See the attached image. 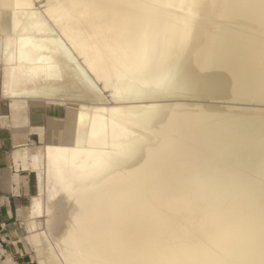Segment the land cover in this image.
<instances>
[{
  "label": "rangeland",
  "instance_id": "374dc122",
  "mask_svg": "<svg viewBox=\"0 0 264 264\" xmlns=\"http://www.w3.org/2000/svg\"><path fill=\"white\" fill-rule=\"evenodd\" d=\"M2 1L5 0L0 1V18L4 16L0 19L2 43L10 35H6L10 24L16 25L15 17H20L24 11L35 10L40 15L42 12L44 23H52L48 13L43 12L46 11L48 0ZM94 17L84 21L86 27L102 19ZM117 19L105 18L110 23H115ZM24 22L28 24V21ZM200 23L201 26L214 28L211 21L202 20ZM12 26L11 34H16L18 29ZM191 45L194 46V42ZM182 55L178 66L166 76L154 98L147 96H151L155 89L143 83L146 82L144 78L155 77L156 73H145L144 78L142 74L138 75L141 83H134L137 84L134 90L132 88L135 86L123 89L126 96L130 94L127 99L123 92L112 89L119 83H112L114 70L105 76L114 85L106 86L103 79L95 81L94 74L89 72L85 63H81V57L76 60L80 68L74 67V61L69 58L65 61L69 65L73 63L76 69L72 67L71 74L69 70L66 71L68 74L62 70V75L53 81L37 79L31 85L16 83L18 87L15 88V82L7 85L10 81L0 67V90L13 102L15 109L21 108L26 114L38 110L42 114L39 119L43 118L44 112L56 115L58 118L54 123L59 125L58 132L46 140L40 139L32 148L33 178L31 203L28 205L33 207L29 212L31 218L25 225L18 227L19 235L11 237L12 240H3L0 236V264H264V261L246 254L247 249L258 239V232H253V228L263 215L255 206L264 198V162L255 168L252 161H242L237 171H234L237 178L209 176L202 178L203 186L196 187V182L200 180L195 178L200 163L195 156L197 145L191 131L192 113L203 105L240 111L248 108L264 109V104L190 94L180 78L184 76L185 79L186 66L193 63L195 56H188L185 52ZM82 78H86L85 88ZM47 83L55 89L40 93V96V86ZM77 85L82 91H78ZM87 85L88 88L93 86L97 94L95 91L87 92L89 89L94 90H87ZM141 85L152 92L148 94L142 88L148 94L143 95ZM138 87L141 94L137 91ZM20 88H25L24 91H28L26 94L30 92V97L24 96L25 92ZM33 91L38 98L35 93L31 94ZM114 91L125 96L123 99L128 101L127 105L146 106L142 108L145 112L149 107L147 104H154V123L149 128L145 119L141 121L148 112L143 113L139 108L142 116L138 113L141 118H136H140L142 124L136 118L139 123L136 120L132 122L136 121L137 126L141 125L140 128L134 124L126 127L140 135L144 142L135 145L134 152L127 157H118L119 169L97 188L78 190L85 179L81 178L82 181L76 186L77 183L75 185L72 181L74 179L77 182L78 178L75 177L70 180L72 185L65 187L55 167L58 160L46 154L47 145L60 143L64 139L65 114L69 111L88 113L91 106L113 107L120 104L124 96L119 95L117 100V94L113 97ZM16 92H20L18 96ZM139 94L146 95V98L142 100ZM138 95L141 99L135 101L140 98ZM134 96H137L136 99L132 98ZM131 99L135 102L130 103ZM148 111L150 115L154 114ZM149 116L147 114L144 117ZM43 127L48 134L47 126ZM178 146L182 147L179 154L176 152ZM69 164L66 162L65 166ZM211 184L216 185L209 186ZM221 195L226 197L221 198ZM19 250L23 255L18 254Z\"/></svg>",
  "mask_w": 264,
  "mask_h": 264
},
{
  "label": "bare ground",
  "instance_id": "6f19581e",
  "mask_svg": "<svg viewBox=\"0 0 264 264\" xmlns=\"http://www.w3.org/2000/svg\"><path fill=\"white\" fill-rule=\"evenodd\" d=\"M45 7L43 12L48 13L51 24L44 23L42 12L40 15L39 11L27 10L20 17L16 15L22 20L15 17L17 33L11 34L10 24L6 32L10 35L4 43L0 41L3 44H0V67L10 81L6 82L7 85L15 82V88L17 84H34L37 79L53 81L62 75V70L71 74L73 63L65 62L67 58L74 61V67L80 68L76 60L81 57V63H85L89 72L94 74L96 82L103 79L106 86L110 84L112 87L113 82H119L112 89L120 92L135 86L134 90L137 84H133L141 83L138 75L156 73L155 77H143L146 82H142L155 89L154 92L140 86L148 94L152 92L147 97L154 98L185 52L188 56H195L193 63L186 66L185 79L184 76L180 78L190 94L264 104V0H48ZM92 16L102 19L86 27L84 21ZM112 17L119 19L115 23L105 20ZM202 20L211 21L214 28L201 26ZM193 42L194 46L191 45ZM111 70H114V79L109 83L105 76ZM82 79L85 83L86 78ZM82 85L86 87V83ZM89 88L87 85V90ZM140 88L137 91L141 94ZM54 89L47 83L40 86L41 91L36 90L40 95ZM93 89L87 92L92 93ZM34 91L31 94L35 93L38 98ZM120 92H112L113 97L126 94L125 90L124 95ZM26 93L28 91L24 96ZM143 95H140L142 100L146 98ZM26 96L30 97V92ZM125 96L121 97L122 103L113 107L91 106L88 113L76 110L65 114L64 139L47 147V155L58 160L55 167L62 185L67 187L75 177L79 179L77 182L72 180L76 186L85 179L80 182L78 190L97 188L119 169V156L127 157L134 152L135 145L144 142L140 135L126 127L136 125V117L141 111L140 105H127L128 101L123 99ZM132 101L135 102L131 99L130 103ZM147 105L154 114L150 115L148 110L146 113L142 109L146 106L141 105L142 112L150 116H139L142 120L139 119L143 122L145 119V124L151 128L156 119V106ZM217 107L203 105L192 113L191 131L197 145L195 156L200 163L195 177L200 180L196 187L203 186L202 178L209 176L237 178L234 171L242 161H252L255 168L264 162V109L234 111ZM138 126L136 128L141 125ZM176 148L179 154L182 147ZM66 162L70 163L67 167ZM224 197L226 195H221ZM255 208L263 215L253 228V232H258V239L246 254L264 261V198Z\"/></svg>",
  "mask_w": 264,
  "mask_h": 264
},
{
  "label": "crops",
  "instance_id": "0c3cea01",
  "mask_svg": "<svg viewBox=\"0 0 264 264\" xmlns=\"http://www.w3.org/2000/svg\"><path fill=\"white\" fill-rule=\"evenodd\" d=\"M40 115L38 110L26 114L21 108L15 109L0 90V236L3 240L19 235L18 227L31 218L29 212L33 207L28 205L33 178L32 148L40 139L46 140L58 132L59 125L54 123L58 116L44 112L39 119ZM43 125L47 126L48 134ZM18 254L23 255L20 250Z\"/></svg>",
  "mask_w": 264,
  "mask_h": 264
}]
</instances>
